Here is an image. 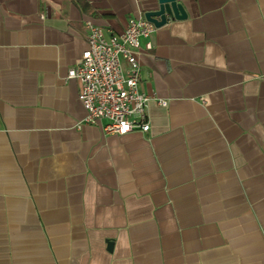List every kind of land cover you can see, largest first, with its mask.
I'll list each match as a JSON object with an SVG mask.
<instances>
[{"label":"crops","instance_id":"obj_1","mask_svg":"<svg viewBox=\"0 0 264 264\" xmlns=\"http://www.w3.org/2000/svg\"><path fill=\"white\" fill-rule=\"evenodd\" d=\"M177 1L119 135L67 71L158 0H0V264H264V0Z\"/></svg>","mask_w":264,"mask_h":264},{"label":"built area","instance_id":"obj_2","mask_svg":"<svg viewBox=\"0 0 264 264\" xmlns=\"http://www.w3.org/2000/svg\"><path fill=\"white\" fill-rule=\"evenodd\" d=\"M86 28L87 48L66 76L78 82V99L86 112L83 121L99 124L107 133L147 132V104L152 96L140 88L138 56L141 40L155 26L139 15L130 17L119 34L106 36L92 22H87ZM159 102L166 104L164 100Z\"/></svg>","mask_w":264,"mask_h":264},{"label":"water","instance_id":"obj_3","mask_svg":"<svg viewBox=\"0 0 264 264\" xmlns=\"http://www.w3.org/2000/svg\"><path fill=\"white\" fill-rule=\"evenodd\" d=\"M144 17L155 27H160L169 19L185 18L186 12L177 0H158V8L144 12Z\"/></svg>","mask_w":264,"mask_h":264}]
</instances>
